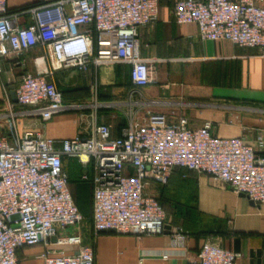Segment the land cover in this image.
I'll return each mask as SVG.
<instances>
[{"label": "built area", "instance_id": "1", "mask_svg": "<svg viewBox=\"0 0 264 264\" xmlns=\"http://www.w3.org/2000/svg\"><path fill=\"white\" fill-rule=\"evenodd\" d=\"M262 0H173L176 25L193 24L200 41H224L241 48L264 47ZM24 12L31 23L20 27L18 14L0 0V59L31 48L43 50L47 70L21 75L15 104L31 108L40 121L82 110L62 101L50 80L59 70L85 71L115 63L129 66L138 88L153 82V69L138 55L137 29L155 22L158 0H39ZM90 26L91 31L81 28ZM93 47H95L93 50ZM264 131L255 147L240 138H217L211 123L192 129L188 120L170 122L147 114L129 122L117 137L111 127L92 124L86 136L51 139L17 133L12 116L0 135V264H18L17 250L41 246V264H92V250L81 242L83 217L67 189L62 160L91 166V233L160 235L165 213L150 186L162 187L173 169L195 172L225 185L254 205L264 204ZM85 179V177H82ZM179 240V227L167 229ZM163 254L161 259H167ZM238 255L210 238L196 252L197 264H235Z\"/></svg>", "mask_w": 264, "mask_h": 264}, {"label": "crops", "instance_id": "2", "mask_svg": "<svg viewBox=\"0 0 264 264\" xmlns=\"http://www.w3.org/2000/svg\"><path fill=\"white\" fill-rule=\"evenodd\" d=\"M37 2L5 0L9 11L22 12L17 17L20 27L31 23L24 11ZM172 6L173 0H158L155 22L137 29L138 55L154 71L151 84L132 86L129 66L121 63L98 68L89 64L85 71H56L50 78L56 89L61 78L67 91H75L64 97L58 90L62 101L83 109L54 115L46 122L9 97L21 75L35 76L47 70L43 50L34 47L1 58L0 135L6 132L9 116L17 133L28 131L63 139L88 135L94 123L110 126L111 136L117 137L130 121L141 124L147 114H161L170 122L184 117L192 129L208 121L213 136L240 138L254 148L257 132L264 131V47L200 41L195 25L174 23ZM261 7L264 9V0ZM84 29L91 31L90 26L79 31ZM90 33L94 37L93 31ZM10 105H14L13 111ZM255 152L264 159V153ZM62 167L68 181H86V198L82 187L69 185L68 191L82 213L77 232L82 244L91 247L92 264H197L196 252L208 238L237 254L235 264H264V204L254 205L209 176L175 168L163 188L149 187L165 213L166 227L180 228L179 240H173L167 230L160 235L101 232L93 236L91 166L81 167L74 159H63ZM184 217L189 224L183 222ZM42 251L39 245L21 248L16 252L17 262L41 264ZM163 254L167 259H161Z\"/></svg>", "mask_w": 264, "mask_h": 264}, {"label": "rangeland", "instance_id": "3", "mask_svg": "<svg viewBox=\"0 0 264 264\" xmlns=\"http://www.w3.org/2000/svg\"><path fill=\"white\" fill-rule=\"evenodd\" d=\"M56 85H57L59 91H62V92H66L67 91L66 84H65V82L61 78L60 79H57ZM13 108H14V105H10L9 106V110L13 111ZM178 170L181 171V172H183V173H190V172H188V171H186L184 169H178ZM69 185H72L74 187H82V188H84V191H85V196L84 197L86 198V181H79L78 178H74V179H71L69 181L68 189L70 188ZM69 191H70V189H69ZM161 191H162V188L158 192V195L159 196H160ZM85 203H86V199H85ZM78 210L81 213L80 209H78ZM183 222L189 224V219L187 217H184L183 218Z\"/></svg>", "mask_w": 264, "mask_h": 264}, {"label": "water", "instance_id": "4", "mask_svg": "<svg viewBox=\"0 0 264 264\" xmlns=\"http://www.w3.org/2000/svg\"><path fill=\"white\" fill-rule=\"evenodd\" d=\"M9 97H10V101L12 103H15L14 93H13V90L12 89L9 92ZM165 228H166V230L168 229V227H165Z\"/></svg>", "mask_w": 264, "mask_h": 264}, {"label": "trees", "instance_id": "5", "mask_svg": "<svg viewBox=\"0 0 264 264\" xmlns=\"http://www.w3.org/2000/svg\"><path fill=\"white\" fill-rule=\"evenodd\" d=\"M34 5H35V4H34ZM94 48H95V47H93V50H95ZM73 92H75V91H73ZM73 92L66 91V92H62V94H63V96L65 97L66 95L71 94V93H73ZM68 184H69V181L67 180V189H68ZM164 186H165V185H164ZM164 186H162V188H163ZM157 202H158V200H157Z\"/></svg>", "mask_w": 264, "mask_h": 264}]
</instances>
